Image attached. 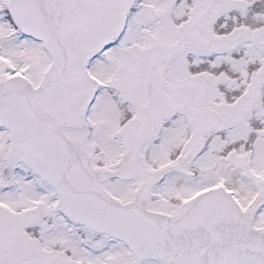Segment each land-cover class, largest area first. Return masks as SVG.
Wrapping results in <instances>:
<instances>
[{"label": "snow or ice", "instance_id": "1", "mask_svg": "<svg viewBox=\"0 0 264 264\" xmlns=\"http://www.w3.org/2000/svg\"><path fill=\"white\" fill-rule=\"evenodd\" d=\"M0 264H264V0H0Z\"/></svg>", "mask_w": 264, "mask_h": 264}]
</instances>
